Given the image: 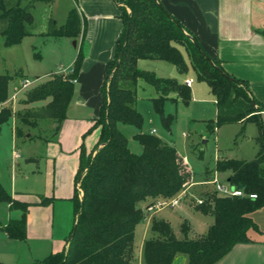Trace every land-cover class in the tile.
Wrapping results in <instances>:
<instances>
[{
  "label": "trees",
  "instance_id": "obj_1",
  "mask_svg": "<svg viewBox=\"0 0 264 264\" xmlns=\"http://www.w3.org/2000/svg\"><path fill=\"white\" fill-rule=\"evenodd\" d=\"M23 1L0 0V35L6 47L21 43L31 34L34 4L52 0H32L26 6H22ZM161 1L117 0L121 4L123 28L116 41L114 58L106 64L107 77L101 87L103 105L92 128L100 129V138L90 153L84 145L81 148L79 189L73 197L76 218L68 247L48 256L45 264H134L137 227L146 218L142 203L148 201L152 205L160 200H171L193 183L192 171L176 147L142 131L144 117L135 106L138 83L143 80L155 88L154 109L164 127L170 130L176 116L166 114V103L179 101L189 105L191 89L175 78H162L141 70L138 62L143 59L170 63L182 75L193 68L197 80L207 83L216 98L217 119L208 123L213 130L230 123H241L245 127L251 122L258 127V152L254 159L221 158L217 161V172L227 173L230 186L241 189L245 195H221L213 190L200 197L202 204L194 202L196 211L214 219L205 234L196 235L185 220L181 226L182 238H179L169 221L153 216L152 236L143 247L144 264H174L180 255L187 257V264H217L235 246L253 242L250 231H260L251 215L264 208V126L260 114L264 105L251 94L246 81L228 74L220 61L213 60L198 41L184 31ZM82 28L81 14L73 8L61 27L51 22L48 34L77 40ZM84 60L80 49L70 73L52 74L42 84L27 90L24 104L50 101L35 110L19 111L17 117L21 125L35 128L40 119H49L56 123L54 135L59 133L74 96L73 80H77ZM20 74L21 71L14 76L0 74V104H4L0 108V125L14 116L12 104L8 103L9 86ZM120 125L140 131L134 139L143 148L141 154L130 150L129 139L120 131ZM21 134L17 127L16 135ZM53 201L40 195L37 205L46 206ZM0 204L22 212L21 218L0 223V231L11 240H26L27 216L34 204L14 198L1 182Z\"/></svg>",
  "mask_w": 264,
  "mask_h": 264
},
{
  "label": "rangeland",
  "instance_id": "obj_2",
  "mask_svg": "<svg viewBox=\"0 0 264 264\" xmlns=\"http://www.w3.org/2000/svg\"><path fill=\"white\" fill-rule=\"evenodd\" d=\"M30 1L32 0L23 1L22 6L28 5ZM74 6V0L38 1L31 9L33 23L30 35L25 36L21 43L9 47L5 46V39L0 35V74L14 76L23 70V74L14 78L9 86L10 98L16 95L15 101L10 102L14 116L7 123L0 125V182L10 195L13 193V186H16L18 192H25V190L30 191L38 188L34 180H38L39 184L42 181L39 174H34L30 168L37 169V163L39 161L42 163V157H45L46 152H48L47 140L55 139L54 132L50 127L52 121L40 119L35 128L21 125L17 117L18 109L25 111L26 108L35 109L45 105L48 101L24 105L22 99L27 90L42 84L51 74L65 73L71 68V63L75 54L78 53L80 45L75 47L74 39L53 37L48 33L52 21L58 27L66 23L69 12ZM141 63H147L151 66L146 67L149 69L140 67L141 70L154 72L158 77L175 78L179 82L184 80V76L178 74L177 68L165 61L145 60ZM170 72L173 73L170 74ZM194 73L193 68L190 67L187 76L192 77ZM24 76L28 77L31 85L22 89L21 80ZM194 83L196 85L192 87L193 93L189 105L179 101L166 103V114L176 116V121L170 130L164 127L154 109L152 99L157 97L155 88L143 80L138 83L135 106L144 117L142 131L150 133L155 129L157 131L155 135L166 144L176 147L179 154L185 159L192 171V181L193 186H195V188L189 187L190 195L193 193L201 197L217 190L216 183L223 185L225 189H232L228 182V174L217 172V156L220 153L231 159L252 160L256 154L255 150L257 151L255 138L257 126L254 123H248L245 127L241 123H230L217 130L210 128L208 123L215 121L217 116L213 94H211L207 83L199 82L197 78ZM200 87L201 90L202 88L205 89V96L206 91L207 94L209 93L208 95H211L210 99L207 100V97L202 94H194V91ZM173 97L176 98L177 96L173 95ZM86 109L83 113L87 116L90 113ZM68 110L70 116L81 114L77 96L73 97ZM17 127L22 131L20 136L16 135ZM97 129L99 131V128ZM93 131L95 128L91 130V132ZM120 131L129 139L130 150L135 154H141L143 148L134 139V135L140 131L129 125H120ZM92 135L91 133L87 134L88 139ZM32 159H36V161L29 162ZM28 164H31L32 167H28ZM28 175L30 176L29 179H27ZM80 194H82L81 190ZM184 200L180 206V209L185 207L183 212L179 208L171 207L148 212L146 209L151 202L142 203V207L146 211V218L137 227L134 264H144L143 244L146 239L152 236L150 222L153 216L169 221L179 237H182L181 226L185 219L189 221L193 230L204 234L208 232L209 225L213 224V217L194 209L193 205L197 199L193 202L188 199V205H184ZM19 201L24 202L21 199ZM62 208L58 211V215H60V211L64 213V208ZM20 212L16 209H10L7 204H0V223L6 224L12 219L21 218ZM62 213L61 215H63ZM257 215L261 217L260 220L264 223V211ZM256 237L259 240H264V235L258 234ZM35 244V240L28 237L24 241L11 240L5 232L0 231V264H45L44 260L50 256V253L46 252L45 249L37 248Z\"/></svg>",
  "mask_w": 264,
  "mask_h": 264
},
{
  "label": "crops",
  "instance_id": "obj_3",
  "mask_svg": "<svg viewBox=\"0 0 264 264\" xmlns=\"http://www.w3.org/2000/svg\"><path fill=\"white\" fill-rule=\"evenodd\" d=\"M74 2L73 8L78 9L83 19L82 34L79 39L75 40V47L80 45L79 51L82 49L85 55L74 90V96H77L81 114L70 116L69 110L67 111L66 119L62 123L59 133L55 135V139L47 140L48 152H46L45 157H42L43 162L37 163L36 170L30 168L31 172L39 174V177L42 178L43 182L41 181L40 184L38 180H34L38 188L18 192L16 186H13L12 193L16 199L34 204L30 207L27 216V237L34 239L35 246L45 249L46 252L50 253L49 255L67 249L74 230L76 217L73 197L76 189H79L77 175L80 167V152L84 145L87 153H90L99 141L100 129L98 131L95 128L93 132L90 130L94 127L95 120L103 105L101 87L107 77L106 64L114 58L116 41L123 28V22L120 18L121 4L117 0H74ZM161 2L168 13L180 22L188 35L195 38L213 60L220 61L228 74L246 81L251 94L259 103L264 105V0H162ZM78 53L75 54L71 68L65 72L66 74L73 69ZM184 54L190 63L185 51ZM145 60L156 59L140 60L138 62L139 68L149 69L146 67H151L147 63H141ZM172 73L170 72V74ZM21 74H23V70H21ZM178 74L181 75L179 72ZM183 76L182 83L188 85V82H191L192 84L188 86L193 93L192 87L196 85L194 83L196 82V74H192V77ZM26 79L29 80L27 76H24L21 80V87ZM199 90L201 87L194 91V94H202L207 97V100L210 99L211 95H208L207 91L205 96L204 88ZM24 99L25 97L22 99V103ZM213 99L216 105L214 95ZM85 108L90 113H87V116L83 113ZM18 110L22 111L23 109ZM260 114L264 126V111ZM254 124L257 126L256 123ZM50 127L54 132L56 123L52 121ZM156 132L153 129L150 134L155 135ZM89 133L93 134L90 139L87 137ZM257 152L258 147L257 151L255 150V157ZM217 157V161L221 158H230L220 153ZM34 161L36 159L29 162ZM27 166L32 167L31 164ZM27 171L29 170L27 169ZM27 177V179L30 178L29 175ZM193 185L194 183L191 186ZM40 195L53 198L54 201L46 206L37 205L40 201ZM187 195L184 205H188V199L190 202L200 199L193 193L190 195L189 190ZM81 196L82 194H80ZM61 208L64 213L60 211V215H58ZM184 208L179 209L183 212ZM262 211L264 208L251 215L260 229V231H250L249 235L253 242L235 246L217 264H264V240H259L256 237L258 234L264 235V223L260 220L261 217L257 215ZM20 215L22 216V212ZM210 225L209 228L212 226ZM193 231L196 235L204 234L197 232V230ZM40 244L41 247H39ZM187 263V257L182 256H178L174 262V264Z\"/></svg>",
  "mask_w": 264,
  "mask_h": 264
},
{
  "label": "built area",
  "instance_id": "obj_4",
  "mask_svg": "<svg viewBox=\"0 0 264 264\" xmlns=\"http://www.w3.org/2000/svg\"><path fill=\"white\" fill-rule=\"evenodd\" d=\"M73 82L76 83L77 80H73ZM190 84H191V82H188V85H190ZM29 85H31L30 81L26 79L22 83V87L21 88L23 89L25 87H29ZM15 97H16V95L13 98H10L8 103L15 101V99H14ZM3 105L4 104H0V108H2ZM16 156L19 157L18 154H16ZM216 184H217V191L219 193H223L222 195L240 196V197H243L245 195L244 192L241 189L232 188V189L229 190V189H225V187L223 185L219 184V183H216ZM186 195H187V190H185L183 193H181L180 195H178L177 197H175V198H173L171 200H167V201L166 200H160V201H157V202L153 203L152 205H150L147 208V211L151 212L153 210L161 209V208H164V207L180 208V206L182 205V202L185 199ZM251 198H256V195H251ZM196 202L199 203V204H202L203 200L202 199H197Z\"/></svg>",
  "mask_w": 264,
  "mask_h": 264
},
{
  "label": "water",
  "instance_id": "obj_5",
  "mask_svg": "<svg viewBox=\"0 0 264 264\" xmlns=\"http://www.w3.org/2000/svg\"><path fill=\"white\" fill-rule=\"evenodd\" d=\"M74 45L76 46V41L74 42Z\"/></svg>",
  "mask_w": 264,
  "mask_h": 264
}]
</instances>
